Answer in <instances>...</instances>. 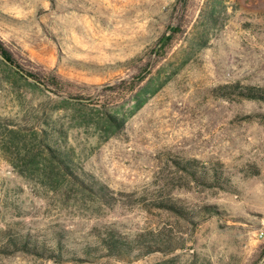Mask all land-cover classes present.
<instances>
[{
	"label": "rangeland",
	"instance_id": "374dc122",
	"mask_svg": "<svg viewBox=\"0 0 264 264\" xmlns=\"http://www.w3.org/2000/svg\"><path fill=\"white\" fill-rule=\"evenodd\" d=\"M205 1L0 0V41L17 63L0 56V124L58 127L84 172L113 190L148 186L173 155L222 163L236 188L176 189L189 206L220 211L192 226L160 209L106 206L68 181L53 188L0 149V264H264V102L212 92L235 81L264 87V0H229L200 47ZM139 93L146 103L133 113ZM106 114L125 118L110 138ZM109 227L162 231L180 248L62 263L2 252L7 229L48 243L64 232L81 251Z\"/></svg>",
	"mask_w": 264,
	"mask_h": 264
},
{
	"label": "trees",
	"instance_id": "16d2710c",
	"mask_svg": "<svg viewBox=\"0 0 264 264\" xmlns=\"http://www.w3.org/2000/svg\"><path fill=\"white\" fill-rule=\"evenodd\" d=\"M228 1L206 0L204 2L201 15L205 18L206 31L198 37L200 47H205L208 43V30L222 26L227 16ZM178 31L179 29H173V32ZM0 54L7 60L6 62L3 59L6 65L17 66L14 57L1 41ZM17 73L22 75L23 70H17ZM26 74L27 77L41 82L37 76L29 72ZM52 81H56V85L59 84L55 78ZM212 92L225 99L243 98L264 102V87L242 84L240 81L218 85ZM134 98L136 104L133 113L146 103V98L140 93ZM61 103L72 104L73 102L70 98H65ZM105 120L106 130L109 131L106 138L118 135L125 123V118L110 114H106ZM52 129L54 130L13 128L7 124H0V149L6 157L10 155L13 158L11 161L13 167L21 174L38 175L53 188H57L63 180L68 181L82 192L85 189L89 196L95 197L109 207L128 202L131 207L140 205L147 209L166 211L177 220L196 226L210 216L220 214V211L216 205L211 204L189 206L185 199L174 195L176 189L191 186L232 192L236 189L230 173L222 163L207 164L195 157L173 155L169 156L168 166L162 167L155 180L148 186L131 192L113 190L107 184L85 173L84 168L78 164L66 145V134L58 127L52 126ZM248 170L251 175L259 174V170L254 166L248 167ZM3 236L5 249H1L2 252L7 254L26 252L55 263L66 260L83 262L95 257L130 260L157 252L167 254L180 248L177 241L167 238L162 231L126 235L111 227L98 233L94 243L85 246L81 251L68 242L64 232L56 233L52 243H48L46 239H40L35 234L17 233L11 229L4 230Z\"/></svg>",
	"mask_w": 264,
	"mask_h": 264
},
{
	"label": "water",
	"instance_id": "95a60500",
	"mask_svg": "<svg viewBox=\"0 0 264 264\" xmlns=\"http://www.w3.org/2000/svg\"><path fill=\"white\" fill-rule=\"evenodd\" d=\"M0 56L2 57V59H4L7 62V60L2 55H0Z\"/></svg>",
	"mask_w": 264,
	"mask_h": 264
}]
</instances>
